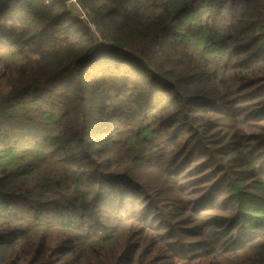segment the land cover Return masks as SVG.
Masks as SVG:
<instances>
[{
  "label": "trees",
  "instance_id": "1",
  "mask_svg": "<svg viewBox=\"0 0 264 264\" xmlns=\"http://www.w3.org/2000/svg\"><path fill=\"white\" fill-rule=\"evenodd\" d=\"M69 1L0 0V264H264V0Z\"/></svg>",
  "mask_w": 264,
  "mask_h": 264
},
{
  "label": "water",
  "instance_id": "2",
  "mask_svg": "<svg viewBox=\"0 0 264 264\" xmlns=\"http://www.w3.org/2000/svg\"><path fill=\"white\" fill-rule=\"evenodd\" d=\"M68 9L71 13L75 14L76 16L82 17L83 12L77 2L71 0L68 3Z\"/></svg>",
  "mask_w": 264,
  "mask_h": 264
},
{
  "label": "built area",
  "instance_id": "3",
  "mask_svg": "<svg viewBox=\"0 0 264 264\" xmlns=\"http://www.w3.org/2000/svg\"><path fill=\"white\" fill-rule=\"evenodd\" d=\"M73 1H75V2H76L77 0H73ZM91 28H92V26H91Z\"/></svg>",
  "mask_w": 264,
  "mask_h": 264
},
{
  "label": "rangeland",
  "instance_id": "4",
  "mask_svg": "<svg viewBox=\"0 0 264 264\" xmlns=\"http://www.w3.org/2000/svg\"><path fill=\"white\" fill-rule=\"evenodd\" d=\"M71 1V0H70ZM77 2V1H76ZM77 4H78V2H77ZM79 5V4H78Z\"/></svg>",
  "mask_w": 264,
  "mask_h": 264
}]
</instances>
